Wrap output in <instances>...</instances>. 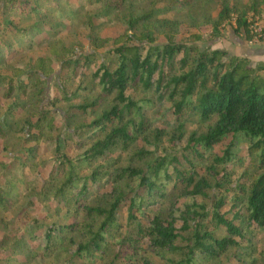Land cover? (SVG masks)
I'll use <instances>...</instances> for the list:
<instances>
[{
    "label": "trees",
    "instance_id": "obj_1",
    "mask_svg": "<svg viewBox=\"0 0 264 264\" xmlns=\"http://www.w3.org/2000/svg\"><path fill=\"white\" fill-rule=\"evenodd\" d=\"M255 17L264 0H0V264H264V65L176 38L235 20L262 40Z\"/></svg>",
    "mask_w": 264,
    "mask_h": 264
},
{
    "label": "rangeland",
    "instance_id": "obj_2",
    "mask_svg": "<svg viewBox=\"0 0 264 264\" xmlns=\"http://www.w3.org/2000/svg\"><path fill=\"white\" fill-rule=\"evenodd\" d=\"M245 1V0H242ZM203 10L209 12L213 17L217 14V7L215 3H202ZM175 15V14H174ZM252 14H249V20L251 19ZM187 17L186 13H178L175 15V18L181 19ZM102 26V35L106 36H116L122 30L120 25L110 24L105 22ZM235 20H229L224 23V25L220 28V32L218 35H212V30L209 25H205L200 27L199 29H189L187 26V22L182 24L178 28L177 39H186V40H194L193 34H200L201 40L198 43H203L206 46H210L211 48H220L226 50L230 54H234L237 56H241L246 58V60L254 65H264V20L255 17V21L252 22L250 28L253 31H256L263 35V39L259 40L257 36L251 40L245 38L244 34L234 31ZM257 33V34H258ZM52 92V90H51ZM46 173V171H45ZM95 190L98 192H104L109 190V186H95ZM33 214L37 216H44V211L42 210L40 205H35L33 210ZM1 237V234H0Z\"/></svg>",
    "mask_w": 264,
    "mask_h": 264
}]
</instances>
